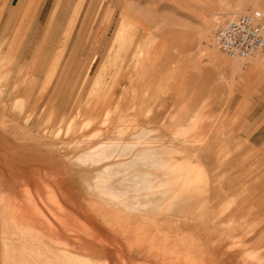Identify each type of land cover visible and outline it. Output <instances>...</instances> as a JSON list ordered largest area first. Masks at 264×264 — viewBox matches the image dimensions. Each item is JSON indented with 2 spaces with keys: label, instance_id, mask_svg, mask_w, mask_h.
Instances as JSON below:
<instances>
[{
  "label": "rangeland",
  "instance_id": "374dc122",
  "mask_svg": "<svg viewBox=\"0 0 264 264\" xmlns=\"http://www.w3.org/2000/svg\"><path fill=\"white\" fill-rule=\"evenodd\" d=\"M0 5L4 6L0 14L1 58L9 61L2 70L6 80L0 93V133L11 132L18 151H26L37 144L27 120L32 113L36 112V117L48 113L53 124L41 134L51 139L65 136L69 170L74 163L76 168L77 164L81 166L80 174L75 175L81 176L83 199L78 219L72 205H61L69 202L68 193L56 188L63 175L47 167H36L33 174L20 173L15 179L16 195L0 191L1 264H108V258L113 259L112 264H226L232 259V239L226 244L223 234L227 224L229 233L234 234L233 221L202 220L208 205L206 208L199 203L161 210L164 198L160 193L151 196L155 200H141L136 188H129L134 186L131 171L136 173L138 169L118 171L136 152L122 148L114 158L96 164L81 163L80 156L72 155L74 151L84 154L102 143L127 144L144 128L135 118H147L149 109L157 117L154 120L170 114H162L155 107L168 104L163 97L170 94L173 82L181 84L178 100H185L193 83H202L195 74L190 77V70L209 64L208 55H223L215 43L218 26L236 12L264 17V0H0ZM226 71L227 102L235 82L228 68ZM213 84L211 79L209 85ZM128 85L139 86L137 103L144 102V108L126 116L115 108L127 101L124 86ZM145 90L149 95L143 100ZM13 91L15 94L10 95ZM11 96H16L12 110L18 98H24L28 108L34 105L35 110L10 122ZM197 116L201 121L200 111L189 118ZM69 123L70 130L65 135L63 131ZM167 136L153 137L160 138L163 146L169 142ZM248 161L249 155L241 159L242 165ZM108 170H115V174L109 175V182L103 186L115 193L128 190L125 199L129 204L132 201L130 205L146 206L128 209L102 194L97 189L98 178L107 175ZM150 170L147 168V172ZM258 170L264 171V160L258 162ZM73 175L66 173L68 178ZM249 177L247 170L239 181ZM240 196L243 199L249 193L243 190ZM228 206L218 211L219 217ZM241 208L255 221L243 222L235 247L241 249L242 264H264V204ZM47 216L76 243L81 237V258L68 254L69 244L53 237L56 229ZM90 242L101 251L97 263L88 257ZM52 245L58 250L53 252Z\"/></svg>",
  "mask_w": 264,
  "mask_h": 264
},
{
  "label": "crops",
  "instance_id": "0c3cea01",
  "mask_svg": "<svg viewBox=\"0 0 264 264\" xmlns=\"http://www.w3.org/2000/svg\"><path fill=\"white\" fill-rule=\"evenodd\" d=\"M3 8L4 6L0 5V14L3 12ZM27 9H31L30 6H27ZM2 28L0 21V36ZM12 54L13 61H15L16 56L13 52ZM207 61L210 63L202 65L196 71L191 72L190 70V77L195 74L202 83L200 82V85L197 82L196 84L193 83L185 100H178L177 94L181 84L177 80L171 85L170 94L163 97L167 99L168 104L165 106L158 105L155 110L158 109L162 114L167 111L173 113L179 110L186 118L200 111L202 120L194 122L195 129L190 135L191 139L186 142L182 149L184 156L192 158V162L195 159L194 161L197 163H193L199 165L206 175V184L203 187L206 192L202 196V200L207 202L208 208L207 213L201 219L209 223L210 220L218 223L233 221L232 231L234 234L229 233L231 230H228V224L223 234L225 239L227 238L225 243L229 244L231 241L229 239H232L233 245V257L226 261V264H242L241 249L236 248L235 243L238 238H241L243 222L252 223L255 219L248 217V214H243L241 207L264 204V171L259 172L258 170V162L264 160V51L247 59L230 60L220 54H211L208 55ZM226 68L229 69L228 74L235 82L230 91L232 97L227 102L225 101V94L227 93V86L225 85ZM10 69H12V65ZM211 79L214 81L213 85H209ZM12 93L15 94V91L11 92L10 95ZM15 98L16 96L9 97L10 122H16L25 113L32 112L34 109V105L31 108L26 107L18 115L11 109L12 100ZM47 114L44 113L42 117H36L35 112L27 120L26 125L30 127L31 136L37 144H33L26 151H18L16 143L12 140L11 132L9 135L0 133V148L3 149L0 152V191H7V194L11 196L16 195L18 183L15 179L20 173L33 174L34 168L47 167L49 171L63 175L61 185L56 188L65 194L68 193L69 202H61V205H72L74 216L79 219L83 205L82 179L80 175L75 174H80L79 168L81 166L77 164L79 168H76V163H74L73 169L69 170L70 165L66 159L65 136L58 135L57 138L52 137L51 139L41 134L44 128L53 124V119L48 118ZM135 119L139 126L158 129L160 136L168 134L166 131V126L169 125L167 118L154 120L152 117H137ZM202 138L203 143L198 145L197 143H200ZM193 141L197 143L195 144ZM55 143H57L56 147ZM52 144L54 145L52 146ZM77 154L79 155L74 151L72 157L77 158ZM248 155L249 161L242 165L241 159ZM130 156L133 157L134 155ZM181 157L183 155L179 156V158ZM137 169L139 172H147V167L144 165L143 167L138 165ZM247 170L250 177L247 180L239 181L240 176ZM67 172H73V177L68 178ZM243 190L248 192L249 196L242 199L240 195ZM139 194V199L144 200V192L139 191ZM153 199L156 198H148V200ZM58 200L60 201V199ZM226 204L229 205V208L219 217L218 211L223 212ZM47 218L56 229L53 237L69 244L68 254L81 258V237L78 238L80 242L76 243L71 236H67L59 228L53 219L48 216ZM246 226L244 225V227ZM207 236H211L210 231ZM88 248V257L97 263L98 255L101 253L98 245L90 242ZM50 249L53 252L58 250L53 245L50 246ZM61 251L66 252L65 250ZM112 260V258H108V264H112Z\"/></svg>",
  "mask_w": 264,
  "mask_h": 264
},
{
  "label": "bare ground",
  "instance_id": "6f19581e",
  "mask_svg": "<svg viewBox=\"0 0 264 264\" xmlns=\"http://www.w3.org/2000/svg\"><path fill=\"white\" fill-rule=\"evenodd\" d=\"M2 49L3 46L2 43H0V93L1 94L3 93V88H4L2 84L6 80V77L2 74V70L9 64L8 59L1 58ZM140 92L141 90L139 86L136 87H131L130 85L124 86V94H126L127 96L126 97L127 101L125 102V104L123 102L124 104L123 106H121L120 104L117 105L115 109L124 113L126 116L135 114L137 110L138 111L142 110L144 108L143 107L144 102H141L140 103L141 105H138L137 103V101H139L140 99ZM148 93L149 90L144 91L143 100H145V97L148 96ZM25 108H26V100L24 98H18L13 105V111H15L18 115H20L25 110ZM107 115H109V113ZM146 117L147 118L152 117L153 119H157L152 109L146 111ZM162 118H167L169 122V125L166 126V131L168 133L167 137L169 139V142L167 144L165 145L163 144V146H160L162 140L158 137L155 138L153 137L158 134L160 135L158 129H155L153 127L152 128L144 127L143 130L141 129L142 131H139V133H137L133 138H131V141L129 140L130 142H128L127 144L124 143L125 145H120L119 143L115 144L114 142L102 143V144L100 143L101 145L98 144L99 146L97 147H95L96 146L95 145L89 151L87 150L88 152H86L85 150L86 153L84 152H83L84 154L80 153L81 155L80 154L78 155L80 156L79 161L84 164L86 163L96 164L98 162H103V161L105 162L107 160L114 158L116 156V153L119 152V150H122V148L123 149L126 148L125 150H128L130 153H135V152L136 153L134 155V158L130 162L121 164V169L118 171V173H125L127 171H130L131 168L133 169L137 168L138 165L142 167L144 165L148 169H151L150 172L137 171L136 173L132 170L133 174L130 177V181L134 183V186L129 188L132 189L136 188L135 192H139V191L144 192L143 197L147 199L151 196L153 197L154 195L160 193L162 195L161 197L164 198L162 202L163 204L160 207L161 210H169L176 205L181 204L182 206L183 204H188V203H191L189 204V206L191 205V207L192 204L195 203H199L201 204V206L207 205V202L205 200H202V196L206 192L205 189L203 188L206 184V175L202 172V168L199 165L194 164L197 163L194 161L195 159L193 160L194 162L193 163L192 158L190 159L184 156L185 154L182 149L184 148L183 146H185L186 142H188L191 139L190 135L192 132H194L195 129L194 122L198 121L199 117L197 116L193 118H186L185 116L182 115V112H177V113L174 112L160 116L159 120ZM70 126L71 124L69 123L66 129L63 131L65 135H68ZM58 134H61V131ZM94 137H95L94 135L90 136L89 141L91 142V139H93ZM85 141L87 142L88 140ZM194 143L196 144L197 142ZM197 144L200 145L199 142ZM182 155L183 157L179 158V156ZM115 169H117V167H115ZM108 172L109 173H107V175L104 174L99 176V178L97 177L98 178L97 189H100L102 194H105L107 197L111 198L112 200L119 202L128 209H132V208L137 209L140 206H146V205H142L141 203H138L139 207L138 206L135 207V205L134 206L130 205L132 201L129 204L128 201L125 199L128 196V190L125 192L122 191L123 193L121 192L115 193L114 191L108 190L106 186H103L102 185L103 183L109 182L108 176L111 174L113 175V173L115 174V170L113 171L108 170ZM146 201L147 200H145V202ZM205 207L207 208V206ZM122 208L124 209V207H121V209ZM204 208L203 210L201 208V210L205 211ZM135 211H139V210H135Z\"/></svg>",
  "mask_w": 264,
  "mask_h": 264
},
{
  "label": "built area",
  "instance_id": "2783aa9c",
  "mask_svg": "<svg viewBox=\"0 0 264 264\" xmlns=\"http://www.w3.org/2000/svg\"><path fill=\"white\" fill-rule=\"evenodd\" d=\"M217 48L230 59H247L264 51V17L236 12L215 32Z\"/></svg>",
  "mask_w": 264,
  "mask_h": 264
}]
</instances>
